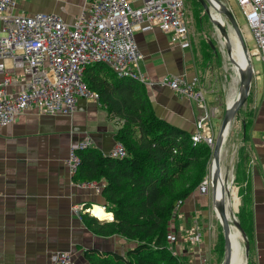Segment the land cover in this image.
Returning <instances> with one entry per match:
<instances>
[{"label":"crops","instance_id":"crops-1","mask_svg":"<svg viewBox=\"0 0 264 264\" xmlns=\"http://www.w3.org/2000/svg\"><path fill=\"white\" fill-rule=\"evenodd\" d=\"M88 1L16 0L10 12L55 13L73 22L87 10ZM128 1L139 6L144 0ZM224 2L230 7L227 0ZM145 26L142 22L134 29L143 55L140 69L146 77L140 84L159 117L192 133L204 108L161 84V79L181 76L190 80L198 76L202 68L196 62L194 39L188 34V44L171 42L168 33ZM2 28L0 19V32ZM241 29L245 41L251 39L245 23ZM256 60L240 119L232 124L230 132L235 133L238 142L241 140L248 154L243 180L251 222L249 264H264V61ZM13 76L17 80L5 87L10 93L20 90L29 79L22 69H15ZM3 78L0 72V81ZM204 87L210 109L217 98L212 95L210 83ZM216 117H211L213 131ZM120 123L97 100L82 97L70 114H49L29 107L0 126V264H48L59 251L70 252L74 264H92L84 257L88 249L123 253L133 245L120 235L103 236L93 230L83 209L94 205L104 209L102 182L76 181L68 165L70 148L86 138L91 147L108 152L116 142ZM213 213L212 205L198 190L183 200L171 221L169 238L170 249L181 264L221 263L213 254L217 236Z\"/></svg>","mask_w":264,"mask_h":264},{"label":"built area","instance_id":"built-area-1","mask_svg":"<svg viewBox=\"0 0 264 264\" xmlns=\"http://www.w3.org/2000/svg\"><path fill=\"white\" fill-rule=\"evenodd\" d=\"M186 0H144L132 6L128 0H89L86 13L73 22H66L54 13L12 14L16 0H0V126L29 107L49 114H70L77 99L98 100L83 80L85 67L104 63L118 76L144 83L140 69L143 57L134 38L135 26L144 22L145 29L156 26L170 35L171 42L189 43L185 20ZM242 10L253 48L250 58L264 61V0H234ZM15 69L28 74V81L16 92L6 90L17 79ZM161 84L178 95L195 100L204 108L191 133L193 142L203 141L212 150L215 135L211 117L218 108H207L205 94L195 75L187 80L179 76H164ZM87 139V138H86ZM88 144L83 140L79 147ZM111 156L122 157L125 150L117 144ZM78 164L74 149L69 152L68 165L73 174ZM206 186L202 185L205 191ZM181 204L179 200L177 207ZM92 215L90 208L83 209ZM94 216V215H93ZM98 218V217H97ZM199 235L196 232L195 238ZM49 264H74L69 252L51 256Z\"/></svg>","mask_w":264,"mask_h":264},{"label":"trees","instance_id":"trees-1","mask_svg":"<svg viewBox=\"0 0 264 264\" xmlns=\"http://www.w3.org/2000/svg\"><path fill=\"white\" fill-rule=\"evenodd\" d=\"M191 2L198 10L203 9L198 0ZM213 52L216 57V48ZM202 69L197 73L200 80L204 78ZM83 80L98 94V102L109 115L120 120L115 139L123 144L125 155L112 157L95 147L76 149L78 164L73 177L76 181L102 182L104 210L113 218L98 220L85 213L93 230L103 236L120 235L133 243L123 253L88 249L85 259L92 264H181L170 249L169 222L177 200H184L204 176L210 147L203 141L193 142L189 132L159 117L143 85L118 77L106 64L86 66ZM241 108L234 123L240 119ZM229 137L238 140L235 133H229ZM239 143V160L234 168L239 195L237 214L250 251V211L243 180L248 154L244 153L241 140ZM234 191L231 188L232 211ZM213 254L221 262L223 235L222 250L221 238L216 236Z\"/></svg>","mask_w":264,"mask_h":264},{"label":"rangeland","instance_id":"rangeland-1","mask_svg":"<svg viewBox=\"0 0 264 264\" xmlns=\"http://www.w3.org/2000/svg\"><path fill=\"white\" fill-rule=\"evenodd\" d=\"M224 1H226V0H224ZM227 2L230 5V9L233 12L238 24L240 26L242 24H244L245 18L243 16L242 10L238 6V4L234 0H227ZM185 20H186V26H187L188 34L190 35V37L192 36V38L194 39L193 43L196 44V46H195V52L197 53V54H195L196 62L200 68L205 67L202 69V72L204 73V78L202 80H200V76L198 75L200 84H201V86L204 87V85L207 86L210 83V87L213 90L212 95H214L217 98L216 101L213 99L214 100L213 106L217 107L218 111H219L217 113V117L214 119V123H213L215 134H217L219 126H220L221 118L223 115V111H224V108L226 106V98H227V94H228V89L231 86V71H230L229 66H228V60L225 56V53H226L225 52L226 51L225 45L221 43V36L219 35V32H217L218 30H216V27L213 25V23L211 22L208 15L203 11V9L198 10V8H196L193 5L191 0H186ZM227 27H228V24H227ZM208 39L212 40L214 43V46H215L216 52H217L216 57H215L214 52L212 51L211 47L207 43ZM245 45L249 51H250V49L252 50V48H253L252 39H250V38L247 39L245 41ZM202 58H208V59H207V61H203ZM256 61L257 60L254 57L251 58V63L255 64ZM205 80L207 83L205 82ZM180 96H182V95H180ZM188 99H191V98H188ZM229 133H231L230 130H229ZM230 137L229 136L227 137L228 140H226L227 141L226 146L223 148V153L221 155L222 157L220 158V160H221L220 165H221L223 177L225 178V182H227L226 180L230 179V175H232V182H231V184L230 183L229 184L231 185L232 188L235 189L234 195H233L234 210H235L234 215H235V219H237V221H238L237 210H238L239 195L237 193L238 189L235 186L234 168L238 164L239 148H240L241 144L238 142V140H236L234 138L232 140L231 139L232 137L231 138ZM211 153H212V150H211ZM68 158H69V156H68ZM210 166H211V154H210V157L206 163L204 176L199 181V183L197 184V186L195 187V189L193 191L198 190L199 194L205 196L208 203L210 205H212V208L214 209L213 202H212V188H211V181H210ZM202 185L206 186L205 191L202 190ZM231 194H232V192H231ZM231 197H232V195L230 196V194H229V199H231ZM179 200H181V199H179ZM179 200H177V202ZM177 202L175 203V206H174L173 212H172V216H171V219L169 222L168 239L170 238L171 225H172L171 221L177 215V212L179 210V207L183 203V200H181V204L176 209ZM85 208H90V207L86 206ZM75 212H77V209H75ZM231 217H232V214H231ZM213 218H214L213 221L215 222L214 225H215V229H216V233H217V238H221V250H222L223 232H222L221 224H220L218 218L216 217L215 209H214V213H213ZM98 220H100V219H98ZM105 220H107V219H105ZM109 220H112V219H109ZM231 223L233 224V220L231 221ZM244 239H247V237L243 232L242 245H243V251L245 253V240ZM59 252H61V251H59ZM66 252H68V251H66ZM249 254H250V251L248 252L247 257L245 255L247 263L249 261ZM70 255H71V253H70ZM49 262H50V260H49ZM73 262H74V260H73Z\"/></svg>","mask_w":264,"mask_h":264},{"label":"water","instance_id":"water-1","mask_svg":"<svg viewBox=\"0 0 264 264\" xmlns=\"http://www.w3.org/2000/svg\"><path fill=\"white\" fill-rule=\"evenodd\" d=\"M198 1L201 3L204 12L208 15L213 25H217L221 31L220 33L225 37L226 42H224L225 43L224 45H225L226 53L228 55H230L231 53V46H230L231 41L228 34L229 29L226 30V28L224 27L226 24H228L233 35L238 39L244 57L246 58V69L242 74V80L239 87V95L233 103H231L230 105H226L224 108L220 126L216 134L215 142L211 153L210 181L212 188V202L215 211L216 209H218L219 211L220 224L223 232V257L220 264H228L229 252L231 250V238H230L231 227L233 224L234 225L236 224L237 227L240 229V226L237 219H235L234 211H232L233 213H231L229 208L226 209V205L224 204L223 200H218L216 198V188L217 186L221 187L220 189L222 191V194L226 196L227 200L229 201V194L232 188L230 184L232 182V179L230 181V184L225 182V180L223 179L222 169L220 165V158L224 148L223 143L225 142L227 135L229 134V130L235 120V117L239 109L243 106L244 102L247 99V95L253 78V67H252L249 51L245 45V39L243 37L241 26L238 24L230 7L223 0H214L218 3V7H216V9L219 16H221L225 21L224 25H222L219 21L211 19L206 7L209 1L208 0H198ZM209 45L211 49L215 51V46L211 40H209ZM232 220H233V224L231 223ZM244 240H245V255L247 257L249 252V243L247 239ZM246 263L247 260L245 264Z\"/></svg>","mask_w":264,"mask_h":264},{"label":"bare ground","instance_id":"bare-ground-1","mask_svg":"<svg viewBox=\"0 0 264 264\" xmlns=\"http://www.w3.org/2000/svg\"><path fill=\"white\" fill-rule=\"evenodd\" d=\"M208 1L209 2L207 3L206 7H207V10H208V13H209L211 19L217 20L222 25H224L225 21L223 20V18L221 16H219L217 9H216V7H218V3L214 0H208ZM185 3H186V1H185ZM36 13H38V12H36ZM85 13H86L85 11L81 12L78 16H81ZM56 15L59 16L58 14H56ZM214 26L216 27V30H218L217 32H219V35L221 36V41H222L221 43L225 44L224 42H226V39L220 33L221 31H220L219 27L217 25H214ZM224 27L226 28L227 24ZM3 29H4V24H3L2 30ZM227 29H229L228 34H229L230 41H231L230 42L231 53H230V55L225 53V56L228 60V66H229V69L231 71V86L228 89V94H227V98H226V105H230L231 103H233L237 99V97L239 95V87H240V83L242 80V74L244 73V71L246 69V58L244 57V54L242 52V48H241V45H240L238 39L233 35L229 26L226 28V30ZM0 33H4V30ZM228 136L229 135H227V137ZM85 140L88 141V144L86 146L79 147V144L81 142H83V141H80L78 144L72 146L70 148V150L74 149V152H75L76 149L91 147L90 140L88 138ZM226 140H228V139L226 138ZM226 140L223 143V147L226 146V142H227ZM118 143L123 146V144L121 142L116 141L114 146L108 152H106L104 154L111 156L110 152ZM123 148H124V146H123ZM112 157H117V156H112ZM220 162H221V160H220ZM223 179L225 180L224 177H223ZM231 179H232V175H230V179L226 180L228 184L230 183ZM220 188L221 187H219V186H217V188H216V198L218 200H223L224 204L226 205V209L229 208L231 213H233L232 209H231V199H229V201H228L227 197L222 194V191ZM91 211L95 217H98V219L105 220V219H109L112 217V214L110 212L105 211L99 205H94L91 208ZM215 214H216V217L219 218L218 220L220 222V214H219L218 209H216ZM230 238H231V250L229 252L228 264H245L246 258H245V253L243 251V245H242L243 232L237 227L236 224H235V226L232 225V227H231Z\"/></svg>","mask_w":264,"mask_h":264}]
</instances>
